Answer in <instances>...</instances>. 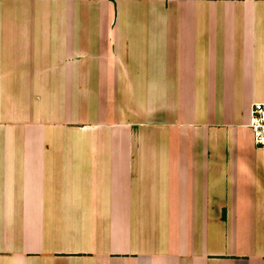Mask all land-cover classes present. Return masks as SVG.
I'll list each match as a JSON object with an SVG mask.
<instances>
[{
    "label": "crops",
    "instance_id": "crops-1",
    "mask_svg": "<svg viewBox=\"0 0 264 264\" xmlns=\"http://www.w3.org/2000/svg\"><path fill=\"white\" fill-rule=\"evenodd\" d=\"M264 0H0V264H264Z\"/></svg>",
    "mask_w": 264,
    "mask_h": 264
},
{
    "label": "built area",
    "instance_id": "built-area-1",
    "mask_svg": "<svg viewBox=\"0 0 264 264\" xmlns=\"http://www.w3.org/2000/svg\"><path fill=\"white\" fill-rule=\"evenodd\" d=\"M249 127L252 131L254 144L264 147V102H255L251 108Z\"/></svg>",
    "mask_w": 264,
    "mask_h": 264
}]
</instances>
